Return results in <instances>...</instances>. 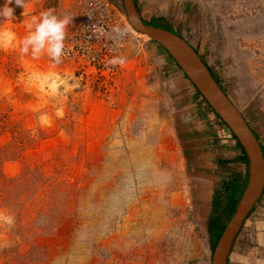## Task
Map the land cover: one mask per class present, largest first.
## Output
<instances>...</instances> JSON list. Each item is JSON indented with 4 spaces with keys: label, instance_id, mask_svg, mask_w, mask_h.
I'll use <instances>...</instances> for the list:
<instances>
[{
    "label": "rangeland",
    "instance_id": "1",
    "mask_svg": "<svg viewBox=\"0 0 264 264\" xmlns=\"http://www.w3.org/2000/svg\"><path fill=\"white\" fill-rule=\"evenodd\" d=\"M86 1L25 0L23 16L13 0L14 18L0 17V213L13 221L0 220V264H195L202 255L210 263L208 219L237 173L238 201L243 166H217L211 204L171 145L153 155L157 172L135 171L150 170L158 148L146 144L143 154L136 144L164 133L161 116L181 81L193 84L156 41L131 31L123 0H108L121 25L111 52H77ZM135 4L144 21L164 18L196 49L264 153V0ZM46 10L73 17L59 63L21 50L25 22Z\"/></svg>",
    "mask_w": 264,
    "mask_h": 264
},
{
    "label": "crops",
    "instance_id": "2",
    "mask_svg": "<svg viewBox=\"0 0 264 264\" xmlns=\"http://www.w3.org/2000/svg\"><path fill=\"white\" fill-rule=\"evenodd\" d=\"M181 85L183 90L174 95L175 103L170 106L171 110L161 116L165 128L164 133H159L158 139L144 138L136 144V150L144 148L143 154L146 151L148 153L146 144H158L157 150L148 153L151 154L149 156L151 169L149 167L150 170H145L144 166L141 167L137 164H132V167L138 173L142 171L144 178L149 173L153 174L154 169H157L155 170L157 172L159 164H156L153 155L167 154L166 152L161 153L159 148L162 144L171 145L169 154L173 157H181L186 169H190L193 174L191 175L199 178L197 196L207 204H211L214 192L213 178L217 166L237 162L243 166L241 172L244 176L246 170L244 165L246 164L240 163L242 154L230 129L215 116L203 97L196 92L188 80L181 81ZM160 121L162 122V120ZM127 151L130 152V155L133 152L136 153L134 150L133 152ZM136 166L141 168L136 170ZM208 260L202 255L195 261V264H211ZM226 264H264L263 203L255 204L248 217L245 218L232 242Z\"/></svg>",
    "mask_w": 264,
    "mask_h": 264
},
{
    "label": "water",
    "instance_id": "3",
    "mask_svg": "<svg viewBox=\"0 0 264 264\" xmlns=\"http://www.w3.org/2000/svg\"><path fill=\"white\" fill-rule=\"evenodd\" d=\"M127 21L160 44L178 64L201 96L235 135L247 158L244 188L212 251L211 264H226L232 242L264 188V154L240 110L212 76L195 48L177 33L145 23L134 0H123Z\"/></svg>",
    "mask_w": 264,
    "mask_h": 264
},
{
    "label": "clouds",
    "instance_id": "4",
    "mask_svg": "<svg viewBox=\"0 0 264 264\" xmlns=\"http://www.w3.org/2000/svg\"><path fill=\"white\" fill-rule=\"evenodd\" d=\"M13 0H5L3 7H0V17L5 20H12L14 18V9L9 5ZM15 5L24 9L22 15H26L25 12V0H15ZM73 17L65 15L63 18L54 14L53 10H46L39 14V16L32 15L28 21L25 22L27 28V34L22 40V51L27 52L31 48L32 55L39 57L46 53L57 63L60 62L64 47V39L66 35V28L72 22ZM5 32L0 30V39L3 38ZM9 37H13L14 34L8 32ZM0 220L11 224L12 218L0 213Z\"/></svg>",
    "mask_w": 264,
    "mask_h": 264
},
{
    "label": "built area",
    "instance_id": "5",
    "mask_svg": "<svg viewBox=\"0 0 264 264\" xmlns=\"http://www.w3.org/2000/svg\"><path fill=\"white\" fill-rule=\"evenodd\" d=\"M116 21L113 6L108 0H87L78 24L79 28L74 32L76 38H79L76 51L84 50L87 51L86 54H89L93 53L89 51L91 47L93 49L98 47L106 53L111 52L113 47L111 39L118 38L119 34L115 36L114 33L119 32L121 28ZM67 50V48L63 49V51Z\"/></svg>",
    "mask_w": 264,
    "mask_h": 264
},
{
    "label": "trees",
    "instance_id": "6",
    "mask_svg": "<svg viewBox=\"0 0 264 264\" xmlns=\"http://www.w3.org/2000/svg\"><path fill=\"white\" fill-rule=\"evenodd\" d=\"M134 3H135V0H134ZM136 5V4H135ZM137 8V7H136ZM144 21V20H143ZM145 23H149V24H152L154 26H157V27H162V28H165L167 30H170V31H173L175 32L172 27L170 26V24L164 19V18H151V20H149L148 22L147 21H144ZM176 33V32H175ZM160 47H162L160 44H159ZM163 48V47H162ZM164 49V48H163ZM165 50V49H164ZM196 50V49H195ZM165 52L167 53L168 57L170 58V60H172L177 66L178 64L174 61V59L170 56V54L165 50ZM203 62L206 64V62L203 60ZM206 66L208 67V69L210 70L211 72V69L210 67L206 64ZM179 67V66H178ZM180 69V67H179ZM183 72V71H182ZM184 76L187 78V76L185 75V73L183 72ZM212 74V72H211ZM213 76V74H212ZM214 77V76H213ZM215 79V77H214ZM216 80V79H215ZM216 82L218 83V81L216 80ZM193 87L195 88L196 92L200 94V92L197 90V88L193 85ZM223 90V89H222ZM224 91V90H223ZM202 97V96H201ZM204 99V98H203ZM205 100V99H204ZM206 104L208 105V107L212 110V108L210 107V105L206 102ZM213 111V110H212ZM213 113L215 114V116L220 119V117L213 111ZM221 120V119H220ZM221 122L223 124H225L222 120ZM232 136L236 139L237 141V145L241 151V158H240V163H244L247 165V158H246V155L243 151V148L242 146L240 145V143L238 142L237 138L235 137V135L232 133ZM256 136V135H255ZM257 137V136H256ZM258 139V138H257ZM262 148V146H261ZM263 149V148H262ZM263 151V150H262ZM264 154V153H263ZM240 174L237 173L236 175V179L234 180H231V182H229L228 184H225L224 188H223V191L217 195V200L216 201V204L217 206L215 207L216 211L214 213V215L212 217H210L208 219V232H209V236L210 237H213L212 239V247L215 245L216 241L218 240L222 230L224 229L225 227V224L227 223L229 217L231 216L232 212L234 211L235 209V206H236V202H237V198L239 196V193H240V187L243 186L241 184H238L236 182V180L238 178H240ZM241 183H245L246 181V175H244V177L241 178ZM241 185V186H240ZM221 195V196H220ZM219 198V200H218Z\"/></svg>",
    "mask_w": 264,
    "mask_h": 264
},
{
    "label": "bare ground",
    "instance_id": "7",
    "mask_svg": "<svg viewBox=\"0 0 264 264\" xmlns=\"http://www.w3.org/2000/svg\"><path fill=\"white\" fill-rule=\"evenodd\" d=\"M130 27H131V31L132 32H135L136 33V31L134 30V28L130 25ZM139 35H143V36H147V37H149L148 35H146V34H143V33H138ZM27 64H29L28 63V61L26 62ZM26 65V64H25ZM242 92H243V90H242ZM45 116V115H44ZM251 117V116H250ZM44 121L46 122V120L44 119ZM158 142V141H157ZM157 150V149H156ZM172 160H174V159H172ZM170 162V161H169ZM172 162V161H171ZM173 163V162H172ZM175 163V162H174ZM181 165V164H180ZM160 172V171H159ZM139 177V176H138ZM92 185H94V184H92Z\"/></svg>",
    "mask_w": 264,
    "mask_h": 264
}]
</instances>
